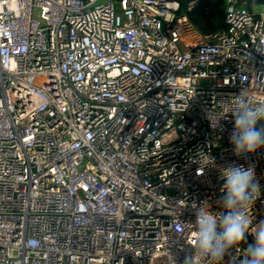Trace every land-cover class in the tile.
<instances>
[{
    "label": "built area",
    "instance_id": "built-area-1",
    "mask_svg": "<svg viewBox=\"0 0 264 264\" xmlns=\"http://www.w3.org/2000/svg\"><path fill=\"white\" fill-rule=\"evenodd\" d=\"M0 0V264H216L195 212L224 211L237 95L264 104V0ZM259 127V124L257 125ZM247 242L223 264H241Z\"/></svg>",
    "mask_w": 264,
    "mask_h": 264
},
{
    "label": "clouds",
    "instance_id": "clouds-1",
    "mask_svg": "<svg viewBox=\"0 0 264 264\" xmlns=\"http://www.w3.org/2000/svg\"><path fill=\"white\" fill-rule=\"evenodd\" d=\"M235 106L230 111L234 117V130L230 134L237 157L253 154L264 148V104L248 103V91L236 96ZM259 124V127L257 126ZM224 181V195L218 201L224 211L212 212L209 208L195 212V252L210 257L216 264H223L230 252L247 242L251 235L253 243L244 248L246 255L241 264H264V220L253 225L249 215L255 200L260 195V186L253 167L231 163L220 171ZM184 264H193L192 256H186Z\"/></svg>",
    "mask_w": 264,
    "mask_h": 264
},
{
    "label": "trees",
    "instance_id": "trees-1",
    "mask_svg": "<svg viewBox=\"0 0 264 264\" xmlns=\"http://www.w3.org/2000/svg\"><path fill=\"white\" fill-rule=\"evenodd\" d=\"M185 5L190 0H177ZM192 11L188 12L190 20L205 35L224 30L226 23L227 0H196Z\"/></svg>",
    "mask_w": 264,
    "mask_h": 264
}]
</instances>
